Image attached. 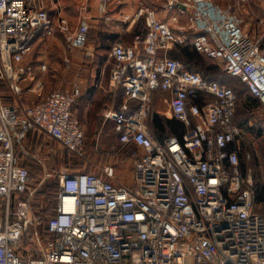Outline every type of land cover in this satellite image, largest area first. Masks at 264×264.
I'll use <instances>...</instances> for the list:
<instances>
[{"label": "built area", "instance_id": "1", "mask_svg": "<svg viewBox=\"0 0 264 264\" xmlns=\"http://www.w3.org/2000/svg\"><path fill=\"white\" fill-rule=\"evenodd\" d=\"M111 1L99 6L108 21ZM165 6L175 13L169 22L141 2L136 17L148 28L143 44L117 43L109 54L111 81L123 87L124 102L104 119L114 123L122 149H138L133 186L112 182V168L106 176L63 173L46 244L31 257L24 248L31 210L20 200L31 175L20 152L33 135L78 156L87 143L74 113L78 84L21 104L22 83L33 72L22 62L40 31L58 28L75 50L87 47L91 26L83 17L73 29L61 15L53 23L42 3L0 0V80L15 100L0 98V264H188L189 258L193 264H264V212L240 166L236 92L170 56L177 45L193 46L247 85L264 109L262 40L244 30L231 6L215 0H166ZM157 91L170 94V111L187 129L182 137L154 138L149 121Z\"/></svg>", "mask_w": 264, "mask_h": 264}, {"label": "rangeland", "instance_id": "2", "mask_svg": "<svg viewBox=\"0 0 264 264\" xmlns=\"http://www.w3.org/2000/svg\"><path fill=\"white\" fill-rule=\"evenodd\" d=\"M240 1L242 0H215L220 6H232L233 12L242 21L244 30L252 38L262 40V48L264 49V0ZM59 43L63 46L62 50H56L55 47L53 50H49V63L51 65L50 68L48 65V69L64 72L63 75L58 78L54 76L55 78L48 82V89L53 88V91L60 87L73 89L77 80V70L72 66V58H86L87 47L85 49H70L69 40L65 35L62 36ZM176 50L175 60L187 62L181 51L177 52L178 50ZM65 59H69L71 62H66V64ZM191 63L190 69L192 71L220 80L222 84L231 87L236 92L238 98L237 122L242 125L243 129L240 140V166L256 189L264 187L263 107L258 100L256 101L251 96L247 85L235 77L224 74L215 61L208 60L202 54H198L191 60ZM156 111L155 106L154 116H156ZM154 116H152L153 121H151L152 127L154 126ZM85 133L87 149L84 156L71 154L61 145L46 137L40 139L42 145H46L45 149H36L34 145L29 143L24 145V150L27 152L21 153L22 164L30 170L31 181L29 191L22 195L20 200L28 203L32 216V222L25 234L24 248L27 252L25 256L37 257L41 255V249L45 246L48 238L46 226L54 215L57 192L63 173L88 172L106 176L105 170L112 168L114 176L110 177V180L114 183L115 180H118L116 166L111 165L110 161L119 156L118 154L123 150V147L120 144L116 145L118 138L114 126L107 124L97 130H85ZM135 150L138 149H131V153H134ZM258 206H260L259 203ZM258 211L264 212V209L262 211L258 209ZM188 264H193L192 258L188 259Z\"/></svg>", "mask_w": 264, "mask_h": 264}, {"label": "crops", "instance_id": "3", "mask_svg": "<svg viewBox=\"0 0 264 264\" xmlns=\"http://www.w3.org/2000/svg\"><path fill=\"white\" fill-rule=\"evenodd\" d=\"M28 2L32 5L42 3L49 12L53 23H56L61 15L69 20L73 29H76L83 17L88 20L91 31L86 48V58H72V66L77 70V80L74 84H78L81 90V98L75 106L74 113L79 118L84 130H97L107 124L114 126L111 121L105 122L104 113L107 110L119 111L121 109L124 102V89L115 87L111 81L113 63L109 59L110 51L117 43L143 44L148 28L143 17L140 19L136 17L141 2L155 9L162 21L169 22L175 13L171 14L167 11L166 0H112L108 6L109 21L100 13V0H28ZM181 20L185 21L186 17L182 16ZM62 36L64 35L60 30L55 28L52 33L40 31L35 37L29 53L22 62L24 67L31 68L33 72L32 77L22 83L24 93L20 100L21 104H35L44 101L53 91V88L48 89V82L64 74L63 71L55 72L48 69V65L49 68L51 65L49 50H53L54 47L56 50L63 49L59 43ZM64 62L70 63L71 60L65 59ZM42 66H46V69L43 70ZM55 90L71 91L72 88L60 87ZM0 98L5 103H11V92L3 80H0ZM170 99L168 92L157 91L154 93L157 109L155 114L165 128L163 134L158 136L151 126L153 119L149 121L150 129L156 140L173 133L171 128L175 123V118L169 108ZM136 106L137 103L133 102L132 111ZM115 133L118 138L116 145H118L119 134L116 130ZM41 138L39 135H33L26 144L34 145L36 149H45L46 145H42ZM52 142L58 144L55 141ZM131 149H137V147L134 145L125 147L118 154L119 156L110 161L111 165L116 166L118 173V180H115V183L128 187H132L134 183L135 159Z\"/></svg>", "mask_w": 264, "mask_h": 264}, {"label": "trees", "instance_id": "4", "mask_svg": "<svg viewBox=\"0 0 264 264\" xmlns=\"http://www.w3.org/2000/svg\"><path fill=\"white\" fill-rule=\"evenodd\" d=\"M175 49H177L176 51L177 52H179V51H181V54L186 58V60H187V62L185 61V64L188 66V68L190 69L191 68V65H192V63H191V60H193L194 59V57H196V56H198V54H200V53H198L196 50H195V48L193 47V46H182V45H177V46H175L174 47ZM175 49H172L171 51H170V56L172 57V58H174V57H176L175 55H176V52H175ZM174 59H176V58H174ZM222 69V68H221ZM197 72V71H196ZM222 72L224 73V74H226L223 70H222ZM200 73V72H199ZM201 74V73H200ZM202 75V74H201ZM227 75V74H226ZM204 78H206V79H208V80H217V79H215V78H209V77H206V76H204V75H202ZM229 76V75H228ZM217 81H219L220 82V80H217ZM7 87H8V89H9V86L7 85ZM119 88V87H118ZM10 90V89H9ZM11 92V91H10ZM252 96V95H251ZM253 97V96H252ZM10 100H11V103L10 104H14V98H13V96H12V94H11V98H10ZM257 101V100H256ZM31 105V104H30ZM246 107H248L247 105H246ZM237 115H238V105H237V114H236V117H235V123L236 124H238V125H240V126H242L240 123H238L237 122ZM175 123H173L172 124V131H173V133L172 134H170V135H168V136H165V137H163L162 139H157V141H159V142H163L165 139H167V138H169V137H171V136H178V137H182L183 136V134L186 132V128L184 127V125L179 121V120H177L176 118H175ZM153 128L155 129V132H156V134L158 135V136H161V134H163V129H165L164 128V126L161 124V122H160V120H159V117L158 116H155V118H154V126H153ZM259 134V133H258ZM263 135H264V129H263ZM242 139V137H240L238 140H239V152H240V147H241V145H240V140ZM26 167V166H25ZM27 168V167H26ZM28 169V168H27ZM29 170V169H28ZM241 170H242V168H241ZM29 172H30V170H29ZM242 172H243V174H244V176L251 182V179L244 173V171L242 170ZM30 175H31V173H30ZM252 184V183H251ZM59 190V189H58ZM256 191H257V209H260V211H262V209H264V207H262V206H264V187H261V188H257L256 189ZM58 193V192H57ZM258 203L260 204V206H258ZM55 212H56V205H55V207H54V215H55ZM53 215V216H54ZM48 223H49V221H48ZM48 223H47V226H46V234H47V236H49V229H48Z\"/></svg>", "mask_w": 264, "mask_h": 264}]
</instances>
